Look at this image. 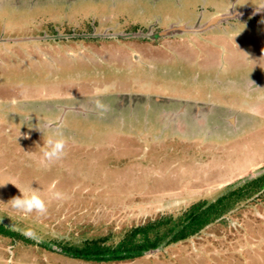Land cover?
I'll return each instance as SVG.
<instances>
[{
	"label": "rangeland",
	"instance_id": "obj_1",
	"mask_svg": "<svg viewBox=\"0 0 264 264\" xmlns=\"http://www.w3.org/2000/svg\"><path fill=\"white\" fill-rule=\"evenodd\" d=\"M55 125L65 154L44 167ZM263 174L264 0H0V185L39 190L48 209L16 212L20 190L0 186L13 234L0 264H97L60 246H117ZM244 205L188 242L101 264H264V201Z\"/></svg>",
	"mask_w": 264,
	"mask_h": 264
},
{
	"label": "trees",
	"instance_id": "obj_2",
	"mask_svg": "<svg viewBox=\"0 0 264 264\" xmlns=\"http://www.w3.org/2000/svg\"><path fill=\"white\" fill-rule=\"evenodd\" d=\"M134 36L125 40L143 43L152 40L149 39L150 37H144L145 35ZM50 113L53 114V112ZM42 114H47V111H42ZM28 128L33 131L31 125ZM49 131H53L52 128ZM263 191L264 174L261 177L243 181L240 186L237 185L233 190L222 194L213 203L202 201L184 210L177 218L167 215L137 227L127 234L117 246L107 245L104 241H90L80 247L75 245L67 247L66 244H62L60 248L66 256L85 262L97 264L131 262L142 258L145 254L156 252L162 247L167 248L188 242L207 227L212 228L215 223L225 221L227 214L234 210L238 211V207L245 206L244 204L256 206L259 199L264 201L259 196ZM0 235L13 236L10 229L1 223Z\"/></svg>",
	"mask_w": 264,
	"mask_h": 264
},
{
	"label": "clouds",
	"instance_id": "obj_3",
	"mask_svg": "<svg viewBox=\"0 0 264 264\" xmlns=\"http://www.w3.org/2000/svg\"><path fill=\"white\" fill-rule=\"evenodd\" d=\"M95 107L97 110L101 112L107 110L106 105H104L102 101L99 99L95 100ZM46 127H51V126H46ZM60 128H61L60 125H55L51 135L47 136L46 139L44 138L43 147H40L41 149H43L42 156L40 158V163L44 167H47L55 163L56 161H59L60 159L63 158L65 154L66 140L64 139L63 132L60 130ZM42 133L45 136V133L44 132ZM9 183L15 185L20 190L21 193V196H17L11 199L8 203H6L10 206L11 209L23 214L36 213L37 215L40 216L46 214L48 210L47 201L45 200V198L43 197V195L39 190H35L32 187H30L28 190H25L18 187L14 181H9L7 184ZM6 185H0V186H6ZM52 198L60 199L62 198V194L58 192H53ZM23 235H25V237L29 239H33V240L39 239L37 234L31 229L25 231Z\"/></svg>",
	"mask_w": 264,
	"mask_h": 264
},
{
	"label": "flooded vegetation",
	"instance_id": "obj_4",
	"mask_svg": "<svg viewBox=\"0 0 264 264\" xmlns=\"http://www.w3.org/2000/svg\"><path fill=\"white\" fill-rule=\"evenodd\" d=\"M160 110V108H158Z\"/></svg>",
	"mask_w": 264,
	"mask_h": 264
}]
</instances>
